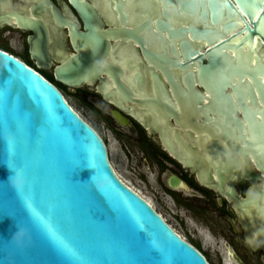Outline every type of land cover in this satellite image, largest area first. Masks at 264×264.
<instances>
[{
    "label": "water",
    "instance_id": "water-1",
    "mask_svg": "<svg viewBox=\"0 0 264 264\" xmlns=\"http://www.w3.org/2000/svg\"><path fill=\"white\" fill-rule=\"evenodd\" d=\"M139 2L142 11L151 13L138 17L133 29L120 32L104 31L93 7H80L90 30L77 38L92 46V52L57 71L59 80L82 86L103 72L120 76L117 68L103 65V44L118 38L138 43L147 65L158 71L151 74L157 97L142 105L164 112L157 114L158 120L155 115L133 117L150 129L173 118L193 133L205 132L211 141L236 139L245 144L243 151L252 149L256 166L264 171V0ZM123 6L115 3L120 12ZM118 19L121 28L130 25L126 14ZM91 60L96 62L87 70L69 76ZM145 67L143 63L137 74L142 87ZM167 90L175 103L166 98ZM219 144L221 155L233 154L231 146ZM10 163L26 177L22 192L9 185L14 175ZM18 223L29 230L22 245L12 241ZM0 264H207L117 179L102 140L61 93L3 51Z\"/></svg>",
    "mask_w": 264,
    "mask_h": 264
},
{
    "label": "flooded vegetation",
    "instance_id": "flooded-vegetation-1",
    "mask_svg": "<svg viewBox=\"0 0 264 264\" xmlns=\"http://www.w3.org/2000/svg\"><path fill=\"white\" fill-rule=\"evenodd\" d=\"M116 2L123 3L122 12ZM85 4L93 7L106 32L131 30L138 17L151 13L142 11L139 0H0V45L5 46L0 50L61 93L102 140L117 179L207 264H264V199L248 195L252 189L264 192V171L256 166L257 157L252 149L243 151L245 144L236 139L211 141L205 132L193 133L190 126L181 127L173 118L169 123L151 124V129L139 123L133 115H155L158 120L157 114L164 111L142 105L157 97L151 74L158 71L147 65L138 43L118 38L103 44L102 52L107 49L103 65L117 68L120 76L103 72L82 86L59 80L57 71L92 52V46L80 44L77 38L90 30L79 13ZM120 14L130 19L126 28L120 27ZM93 62L69 76L87 70ZM143 63L144 87L137 75ZM165 94L175 103L173 92ZM70 98L81 104L89 120L75 110ZM216 143L231 146L233 154L221 155Z\"/></svg>",
    "mask_w": 264,
    "mask_h": 264
},
{
    "label": "clouds",
    "instance_id": "clouds-1",
    "mask_svg": "<svg viewBox=\"0 0 264 264\" xmlns=\"http://www.w3.org/2000/svg\"><path fill=\"white\" fill-rule=\"evenodd\" d=\"M97 70H100V66H97ZM9 167L13 169L14 175L9 178V185L17 192H22L27 184L26 177L21 169L16 168L13 164H9ZM91 168V167H90ZM96 180L91 178L90 183H94ZM250 199H264V192L257 193L255 189L249 190L248 192ZM31 216V212L29 213ZM29 236V230L23 224L18 223L17 231L12 237V241L17 245H22Z\"/></svg>",
    "mask_w": 264,
    "mask_h": 264
},
{
    "label": "rangeland",
    "instance_id": "rangeland-1",
    "mask_svg": "<svg viewBox=\"0 0 264 264\" xmlns=\"http://www.w3.org/2000/svg\"><path fill=\"white\" fill-rule=\"evenodd\" d=\"M0 47H1V48H5V46H3V45H0ZM0 51H2V50H0ZM3 52H5V51H3ZM69 100H70L72 106L75 108V110H76L77 112H79V114H80L83 118L89 120L90 116L88 117L86 114H84V112H83V108H82L81 104H80L77 100H74L73 98H70Z\"/></svg>",
    "mask_w": 264,
    "mask_h": 264
},
{
    "label": "snow or ice",
    "instance_id": "snow-or-ice-1",
    "mask_svg": "<svg viewBox=\"0 0 264 264\" xmlns=\"http://www.w3.org/2000/svg\"><path fill=\"white\" fill-rule=\"evenodd\" d=\"M44 227L47 230V232L49 233V235H53L54 236L52 228L47 223L44 224Z\"/></svg>",
    "mask_w": 264,
    "mask_h": 264
}]
</instances>
